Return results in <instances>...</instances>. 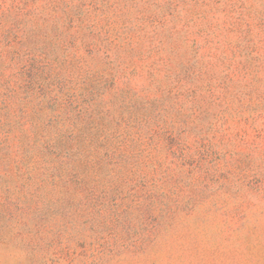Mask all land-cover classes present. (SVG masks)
Returning a JSON list of instances; mask_svg holds the SVG:
<instances>
[{"label": "rangeland", "instance_id": "1", "mask_svg": "<svg viewBox=\"0 0 264 264\" xmlns=\"http://www.w3.org/2000/svg\"><path fill=\"white\" fill-rule=\"evenodd\" d=\"M0 264H264V0H0Z\"/></svg>", "mask_w": 264, "mask_h": 264}]
</instances>
